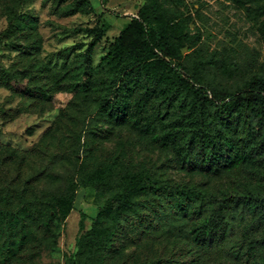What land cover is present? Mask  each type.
<instances>
[{
	"label": "rangeland",
	"instance_id": "374dc122",
	"mask_svg": "<svg viewBox=\"0 0 264 264\" xmlns=\"http://www.w3.org/2000/svg\"><path fill=\"white\" fill-rule=\"evenodd\" d=\"M80 2L0 0V198H9L7 204L19 209L53 202L59 211L48 229L43 209L24 211L11 222L0 218V264H143L181 253V239H157L166 209L155 202L147 204L139 218L120 220L106 252L88 242L77 256L80 234L93 227L97 215L116 197L119 179L137 164L155 176L197 183L208 192H232L240 225L232 237L242 239L243 224L255 214L248 193L264 196L263 167L249 162L213 179L203 157L191 155L190 165L183 161L189 138L181 141L180 152L163 149L143 127L118 125L110 111L97 118L106 74H96L100 77L95 76L97 85L89 94L82 95L74 85L80 79V52L92 45L88 61L95 67L122 43L124 53L137 60L141 54L143 61L168 62L165 53L171 55V66L179 64L183 75L197 73L201 85L219 100L247 91L253 80L264 79V0H83L80 12L65 16L67 5ZM141 19L162 34L170 33L171 46L157 42L152 29L140 28ZM161 45L162 52L157 50ZM14 82L20 91L9 86ZM145 85L142 81L134 95L142 94ZM251 96L246 93L241 99ZM217 107L213 105L212 114L224 115L219 129L225 135L257 131L262 123L244 101L230 102L227 111ZM90 120L91 128H86ZM86 140L93 150L89 171L102 161L111 172L113 180L105 190L83 185L77 175ZM7 204L1 202L0 207ZM156 221L160 230L155 235L139 233L144 228L152 231ZM207 264L232 263L220 259Z\"/></svg>",
	"mask_w": 264,
	"mask_h": 264
},
{
	"label": "trees",
	"instance_id": "16d2710c",
	"mask_svg": "<svg viewBox=\"0 0 264 264\" xmlns=\"http://www.w3.org/2000/svg\"><path fill=\"white\" fill-rule=\"evenodd\" d=\"M82 2L83 0L76 5H67L65 16L80 12ZM138 24L146 32L147 29H152L157 42L163 40L171 46L170 33L162 34L156 25L144 19L138 20ZM13 30L10 29L9 32ZM157 50L162 52V45ZM91 51L92 45L79 53L80 79L74 88L82 95L89 94L96 88V74H106L107 81L100 87L97 118L101 113L110 111L118 125L132 122L136 127H143L151 135L153 142L163 149L174 147L180 152L181 141L184 143L189 138V153H186L183 161L190 165L193 161L191 155L203 157L202 162L209 164L208 168L211 170L207 172L213 179L222 178L238 166L249 162L264 168V79H255L247 91L232 92L219 100L212 91L201 85L197 73L183 75L184 71L179 64L171 66L172 58L167 53L165 55L169 58L168 62L143 61L139 59L141 54L137 60L124 53L122 43H118L93 67L88 61ZM142 81L146 82L143 93L136 96L135 90ZM9 86L20 91L17 82ZM246 93L252 96L241 99ZM237 99L246 102L247 110L251 114L259 115L262 123L256 128L257 131L248 129L244 134L229 136L227 132L225 135L219 129L224 115L216 117L212 114V108L215 104L218 105V110L227 111L230 102ZM154 101H157V106H154ZM82 122L84 124L85 120ZM90 124L91 120L86 128ZM82 147L77 175L83 185L105 190L107 182L113 180L109 168L102 161H98L97 167L89 171L93 150L87 140L82 143ZM110 164L112 165L111 162ZM199 168L192 167L195 171ZM119 181L116 197L97 215L93 227L80 234L77 241L78 257L83 254L88 242L95 244L92 248L106 252L116 239V228L120 220L129 215L139 218L142 212L148 210L147 204L156 202L157 206L166 209L165 224L161 228L163 231L157 239L168 240L176 237L184 245L179 249L181 253L143 264H207L220 259L229 260L232 264H264V196L259 195V192H250L246 197L255 214L250 222L243 224L242 239L236 240L232 236L238 232L240 225L232 192H208L197 183L163 175L155 176L149 168L141 164L127 169ZM141 196L145 197L143 202L138 200ZM1 202L7 204L9 198H0ZM27 210L44 211L47 229L51 225L50 221L59 213L53 202H37L20 209L7 204L4 208L0 207V218L11 222ZM68 210L67 208L65 213ZM156 223L152 231L144 228V232L139 230V233L145 237L155 235L160 230L157 229L160 222ZM7 224L9 225L8 222ZM136 227L138 228L137 224ZM83 230L84 224L81 222L80 231ZM149 247L150 245L147 249ZM72 261L68 264L76 263V260Z\"/></svg>",
	"mask_w": 264,
	"mask_h": 264
}]
</instances>
